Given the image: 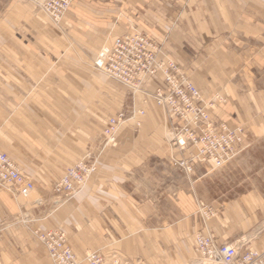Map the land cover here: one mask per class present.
I'll return each instance as SVG.
<instances>
[{
    "label": "crops",
    "instance_id": "obj_1",
    "mask_svg": "<svg viewBox=\"0 0 264 264\" xmlns=\"http://www.w3.org/2000/svg\"><path fill=\"white\" fill-rule=\"evenodd\" d=\"M145 1H133L141 10L134 16L163 46L164 57L177 61L203 92L229 95L213 117L237 118L249 131H262L264 0ZM103 2L100 11L84 4L91 12L68 14L63 50L57 32L49 35L55 46L46 43L44 30L9 32V61L1 67L9 69V94L0 106V150L36 183L30 197L0 188V264H52L34 235L51 228L65 232L81 261L92 250L107 252L108 261L115 252L128 264L194 263L199 194L170 165L166 109L137 93L134 107L145 112L135 118L143 120L142 128L128 123L119 143L104 147V128L125 105L127 87L95 70L92 58L103 42L128 31L121 20L113 24L112 4ZM154 83L146 89L153 91ZM89 153L98 155V170L70 200L57 195L54 183Z\"/></svg>",
    "mask_w": 264,
    "mask_h": 264
},
{
    "label": "built area",
    "instance_id": "obj_2",
    "mask_svg": "<svg viewBox=\"0 0 264 264\" xmlns=\"http://www.w3.org/2000/svg\"><path fill=\"white\" fill-rule=\"evenodd\" d=\"M50 17L58 21L71 5L72 0H33ZM161 48V47H160ZM158 45L144 33L132 30L115 39L111 47H103L94 64L96 69L117 79L133 92L143 90L147 81L156 78L159 70H165L166 82L154 83V98L167 108L170 116L169 143L177 154L171 162L190 173L194 165L208 163L215 166L225 164L239 152L244 141L242 128H232L225 123H215L209 108L213 100L190 82L176 63L169 66L161 62ZM217 99V98H215ZM125 113L111 117L104 129L106 146H115L118 128ZM89 154L77 166L68 170L63 179L54 184L58 194L71 196L94 172ZM16 185L21 194L28 196L34 188L9 156L0 151V185ZM47 244L56 262L64 259L76 260L66 244L62 231H46L34 234ZM54 245V246H53ZM197 251L202 264H264V253L246 249L244 253L236 245L219 244L213 236H200ZM93 254L92 264H104V255Z\"/></svg>",
    "mask_w": 264,
    "mask_h": 264
},
{
    "label": "rangeland",
    "instance_id": "obj_3",
    "mask_svg": "<svg viewBox=\"0 0 264 264\" xmlns=\"http://www.w3.org/2000/svg\"><path fill=\"white\" fill-rule=\"evenodd\" d=\"M103 1H108L112 4L113 11L110 15H112L113 24L120 23L121 20V23L126 25L125 27L128 32L137 30L148 34L146 30L141 27L136 16H134V11L136 14L141 13L139 6L133 2L135 0H72L69 9L65 11L62 18L58 21L45 13L44 10L33 2V0H0V31L5 34L4 37L0 36V106L2 105V98L5 97L4 94H9V91L6 90L7 85H5L9 83V78H7L9 69L1 70L4 61H9V32L14 31L15 36H17V33H22L26 30H44L47 33V38L45 40L49 46H55V40L52 43V41L49 40V35L53 34L52 36H54L57 32L59 38H56V41L57 44L62 47L64 45L61 37L67 39L68 35L66 33L68 28L65 24L68 14L73 12V9L80 12H91L89 11L91 6L86 7L84 4L94 5L100 11L101 6L105 3ZM79 3H81L85 11H82L81 7L78 9ZM144 4V7H142L148 9L151 3L145 1ZM153 5L154 3L152 2V6ZM187 7L188 5H185L183 10ZM175 9L177 8L175 7ZM176 14L175 21L180 18L181 13L177 12ZM113 39L103 42L93 55L92 65L98 72L104 73L96 69L94 64L98 52L102 47L107 46L106 44L110 43ZM153 41L155 40L153 39ZM162 44L164 45V43ZM105 75L108 79L114 81L107 74ZM126 90L127 101L125 105L121 107L117 113L114 112L111 114L110 118L123 112L125 113V117L123 118L122 124H124L122 128L128 123H132L137 131L143 126H138L137 121L140 120L143 123V120L139 117L129 119L132 117L134 108L133 99L135 96L133 91L128 88ZM203 93L207 98L213 100V105L209 108L213 121L215 123H225L229 127L242 128L244 141L241 149L239 148V152L221 166L199 163L194 165L192 171L188 173L171 165L169 161L172 168L180 171V174L182 173L184 177L188 178L192 183H190V185L193 186L199 194L194 217L199 221L198 223L201 228L193 237V264H202L203 262L197 251L196 239L199 234L211 233L217 241H237L238 245L240 244L239 246L243 249L250 248L260 252L264 251L262 250L264 249V228L257 231L260 225L263 224L264 226V129L256 132L249 131L236 117L234 120L232 118L223 119L220 117L215 119L213 117V112L222 108L229 102V95L223 94L218 90L215 92L204 91ZM161 109L163 110V108ZM127 119L129 120L127 121ZM166 144L169 147L170 157L172 155V148L169 142L166 141ZM0 188L5 190L7 186L0 185ZM32 195H34V193H32ZM201 203L208 212L205 215H202V211L200 210ZM91 251L92 250H88L85 254ZM110 253V257L116 256L115 252ZM101 254L105 255L107 252H102ZM84 263L88 264L87 262Z\"/></svg>",
    "mask_w": 264,
    "mask_h": 264
},
{
    "label": "bare ground",
    "instance_id": "obj_4",
    "mask_svg": "<svg viewBox=\"0 0 264 264\" xmlns=\"http://www.w3.org/2000/svg\"><path fill=\"white\" fill-rule=\"evenodd\" d=\"M34 2V1H33ZM34 3H36V2H34ZM36 5H38L37 3H36ZM141 32V31H140ZM142 33H144V32H142ZM145 35H147V36H149L148 34H146V33H144ZM119 37V36H118ZM117 37V38H118ZM150 37V36H149ZM116 38V39H117ZM151 38V37H150ZM152 39V38H151ZM115 41V40H114ZM155 43L158 45V54H159V58H160V60H161V62L165 65V67H167V66H169L170 65V63H172L171 61H173L174 63H176V65H177V67L178 68H180L181 70H182V72L185 74V76L187 77V79L190 81V82H192L195 86H197L199 89H200V87L189 77V75L185 72V71H183V69L181 68V66L178 64V62L177 61H175L173 58H171V57H164V52H163V46L161 45V44H159L158 42H156L155 41ZM105 47V46H104ZM106 47H111V46H106ZM161 47V48H160ZM103 48V47H102ZM101 48V49H102ZM100 49V50H101ZM100 50H99V52H100ZM99 52H98V54H99ZM98 56V55H97ZM171 60V61H170ZM110 77V76H109ZM112 78V77H111ZM113 79H115V78H113ZM115 80H117V79H115ZM118 81V80H117ZM150 81H156V82H166V75H165V70L163 69V70H159V72H158V74H157V77L156 78H151V79H149L148 81H147V83H149ZM124 85V84H123ZM127 87V86H126ZM128 88V87H127ZM137 93H145L148 97H151L152 99H153V101H155V103L157 104V105H159V106H161V107H164L165 109H166V111H167V113H168V110H167V108L165 107V106H163V105H160L157 101H156V99L154 98V94H153V91H148L147 89H146V85L144 86V88H143V90H141V91H137V92H133V94H134V96L137 94ZM144 109H137V108H133V111H132V117L131 118H133V119H135V117H136V115L137 114H144ZM169 115V114H168ZM169 119H170V116H169ZM128 120V119H127ZM109 122V118H108V121H107V123ZM124 124V123H123ZM123 124H121V126L118 128V132H117V134H116V136H117V139H116V143L118 144L119 143V141H118V134H119V131H120V129L122 128V126H123ZM137 125H140V121L138 120L137 121ZM170 126H171V122H170V125H169V127H168V129L166 130V134H165V136H166V140L168 141L169 140V131H170ZM232 128H236V127H232ZM103 133H104V131H103ZM169 142V141H168ZM116 144V145H117ZM105 145H106V141H105V143H104V147H105ZM115 145V146H116ZM110 146H112V145H110ZM106 147H108V146H106ZM105 147V148H106ZM1 151V150H0ZM3 152V151H2ZM5 153V152H4ZM174 154L172 155V156H174V155H176L177 153L176 152H173ZM89 155H90V157H91V159L93 160L92 161V164L95 166V170H94V172L91 174V175H93L97 170H98V155L97 156H93L91 153H89ZM171 156V157H172ZM10 158V157H9ZM11 159V158H10ZM85 159V158H84ZM171 159V158H170ZM12 160V159H11ZM13 161V160H12ZM81 161H83V159L82 160H80L78 163H76L75 165H72V166H70V167H68L67 169H66V171H65V173H64V175L68 172V170L69 169H71V168H73V167H75V166H77ZM14 162V161H13ZM15 163V162H14ZM16 164V163H15ZM171 164H172V162H171ZM173 166H175L174 164H172ZM18 167V166H17ZM177 167V166H176ZM19 168V167H18ZM177 168H179V167H177ZM20 169V168H19ZM21 170V169H20ZM22 171V170H21ZM23 172V171H22ZM25 174V173H24ZM26 175V174H25ZM64 175L62 176V178L61 179H63L64 178ZM90 175V176H91ZM28 176V175H27ZM89 176V177H90ZM29 177V176H28ZM88 177V178H89ZM88 178L86 179V181H85V183L87 182V180H88ZM29 180H32L30 177H29ZM33 181V180H32ZM56 183V182H55ZM54 183V184H55ZM85 183L84 184H82V186H80L71 196H69V197H66L67 195H65V194H58L57 193V195H60V196H62L65 200H70L76 193H77V191H79L84 185H85ZM9 186L10 187H15V188H17V190H18V193L20 194V195H22L23 197H29L33 192H34V190H35V182H34V188H33V190L30 192V194H28V196H25V195H23V194H21V192H20V190L18 189V187H16V185H12V184H9ZM53 191H54V186H53ZM55 192V191H54ZM56 193V192H55ZM201 206H202V208H201V211H202V213L205 215L206 213H208L206 210H205V206L203 205V204H201ZM49 230H51V231H54V232H60V231H62L63 233H64V236H65V238H66V244H67V246L69 247V249L73 252V254L75 255V259L76 260H72V261H70V259H62L61 260V262H56L55 260H54V258L52 257V255H51V252H50V249H49V247H48V245L47 244H44L43 242H41L38 238H36L40 243H42V244H44V246L46 247V250H47V252H48V256H49V258L51 259V261H52V263L53 264H81V263H84V262H87L88 264H92V256H93V254H100L101 255V253L102 252H100V251H91V252H88V253H86L85 254V256H84V258H83V260L81 261L78 257H77V255H76V253L74 252V250H73V248L71 247V245L69 244V242H68V239H67V236H66V234H65V232L62 230V229H60V228H51V229H48L47 231H49ZM46 231H41V230H35L34 231V234L35 233H38V234H44ZM200 236H213V235H210V234H208V235H203V234H199L198 236H197V243H198V238L200 237ZM214 237V236H213ZM219 244H231V245H236L239 249H240V251H241V246H239L238 245V243L237 242H228V243H219ZM54 246V245H53ZM248 250H251V251H255V252H259V253H264V251L263 252H260V251H257V250H253V249H250V248H248ZM245 252V251H244ZM244 252H242V253H244ZM99 255V256H100ZM104 258H105V261H104V264H128V262H124V261H121V259L120 258H117L116 256H114L113 258H112V260L111 261H108L107 260V256H105L104 255ZM198 262V261H197ZM196 262V263H197ZM221 264V263H220Z\"/></svg>",
    "mask_w": 264,
    "mask_h": 264
}]
</instances>
